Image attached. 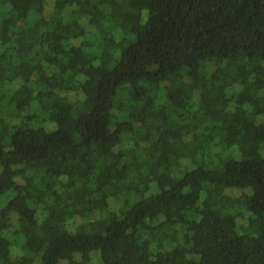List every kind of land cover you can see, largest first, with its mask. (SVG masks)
Instances as JSON below:
<instances>
[{"label":"trees","instance_id":"obj_1","mask_svg":"<svg viewBox=\"0 0 264 264\" xmlns=\"http://www.w3.org/2000/svg\"><path fill=\"white\" fill-rule=\"evenodd\" d=\"M0 264H264V0H0Z\"/></svg>","mask_w":264,"mask_h":264}]
</instances>
